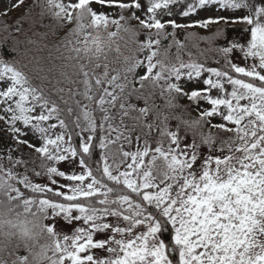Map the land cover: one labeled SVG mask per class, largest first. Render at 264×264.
I'll use <instances>...</instances> for the list:
<instances>
[{
  "label": "snow or ice",
  "instance_id": "obj_1",
  "mask_svg": "<svg viewBox=\"0 0 264 264\" xmlns=\"http://www.w3.org/2000/svg\"><path fill=\"white\" fill-rule=\"evenodd\" d=\"M0 32V264H264V0H7Z\"/></svg>",
  "mask_w": 264,
  "mask_h": 264
},
{
  "label": "rangeland",
  "instance_id": "obj_2",
  "mask_svg": "<svg viewBox=\"0 0 264 264\" xmlns=\"http://www.w3.org/2000/svg\"><path fill=\"white\" fill-rule=\"evenodd\" d=\"M7 3V0H0V8H2L3 6H4V4H6ZM22 11V10H21ZM18 15H19V13H18ZM12 17V16H11ZM195 31H198L201 35L203 34V33H209V32H211V31H213V29H209V30H207V31H205V30H201V29H196Z\"/></svg>",
  "mask_w": 264,
  "mask_h": 264
},
{
  "label": "trees",
  "instance_id": "obj_3",
  "mask_svg": "<svg viewBox=\"0 0 264 264\" xmlns=\"http://www.w3.org/2000/svg\"><path fill=\"white\" fill-rule=\"evenodd\" d=\"M28 3H31V0H28ZM11 16H12V18H15V16H17L18 15V12H14V13H12V14H10ZM10 22H11V20H10ZM64 33L63 32H61V35H63ZM211 33H207V34H205V35H210ZM4 35H6L5 33H3V32H0V40H3V38H4ZM204 45L202 44L201 45V47H203Z\"/></svg>",
  "mask_w": 264,
  "mask_h": 264
}]
</instances>
